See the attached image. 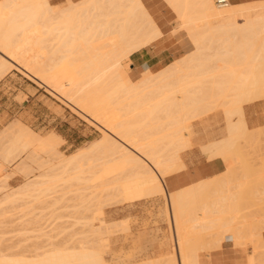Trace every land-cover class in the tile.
Wrapping results in <instances>:
<instances>
[{"label":"bare ground","instance_id":"1","mask_svg":"<svg viewBox=\"0 0 264 264\" xmlns=\"http://www.w3.org/2000/svg\"><path fill=\"white\" fill-rule=\"evenodd\" d=\"M167 1L181 21L175 34L185 31L194 51L180 59L178 66L174 63L156 74L144 71L138 82L130 81L124 62L131 54L143 46L147 47L161 36L141 0H67L64 8L53 7L49 0H3L0 3V49L9 55L8 57L0 51V76L9 70L5 69L6 64H12L11 66L28 74L31 72V75H37V78L34 75L33 78H41L39 81L54 87L61 98L67 99L101 124L108 131L103 138V143L108 146L101 147L103 139L101 143L98 142L100 148L95 143L93 146L98 151L104 148L101 155L106 157L99 155L101 159H97L98 156H92L94 159L91 160L90 155L87 158L89 163L85 160L87 167L83 166L87 171L81 168L83 163L76 165L80 168L71 170L78 173L82 169L84 173H88L87 177L80 170L79 174H72V180L80 178L78 182L88 183V186L100 189V192L117 191V196L130 205L151 196L153 198L155 195L166 194L167 188L162 176L166 177V173H171L169 168L174 166L172 163L180 156V150H186L188 146L190 148L186 135L189 125L177 120V115L185 113L184 116H188L191 111L205 115L209 111L213 113V110L224 108L227 114L225 116L229 117L226 119L229 121L227 125L230 132L229 139L226 140L236 142L246 131L241 125H236L240 122H233L234 117H242L243 105L262 98L264 94V87L257 86L264 79V71H260L264 69V2L239 7L228 4L221 8L216 7L213 0ZM210 20L219 23L213 25L208 22ZM37 48H40L38 54ZM207 61L218 65L217 69H226L225 72L212 74L210 77L214 81L211 84L201 79L208 74L203 71L205 67H202ZM61 63H64L63 66H60ZM190 64L194 66H189ZM194 80L199 86L197 94L192 88ZM161 112H167L169 118L166 120L171 121H156L155 118ZM164 119L165 117L160 120ZM19 124L21 123H12L9 126L13 125L8 131L14 132L15 136L10 147L0 152L3 159V163H0V192L7 190L4 187L7 186L5 184L10 174H6V165L16 163L21 155L29 152L27 158L32 162L38 154L29 150L36 142L40 143L38 148L42 152L46 148L52 151L57 145L55 137L41 140ZM224 143L226 147L233 146L232 143ZM222 146L218 144L220 150L209 146L215 151L211 152L210 149V153L214 154L211 156L214 158L222 155L232 172L234 151L226 148L225 151V146ZM95 147L91 146V149ZM79 155L74 157L76 161L84 157V154L81 157ZM23 161L16 166L17 172L20 170L23 173L32 168H26L29 163L27 160ZM181 169H184V164ZM29 171L32 176L34 170ZM30 172H26V175L23 173L24 177ZM28 177L26 178L30 179ZM43 177L40 175L37 180H29L22 188L4 195L0 204H15L22 197L50 192L52 186L49 187V182L64 179L58 175L56 179H46L47 183L40 181ZM185 193V190H181L166 194L167 197L165 195L167 205L172 210L175 241L178 242L182 255L179 264H199V243L203 241L204 244L206 239H210L207 240L208 243L205 242L207 245L218 246L227 234L235 236L237 243L241 244V240L246 239L245 235L251 237V242L256 243L255 257H251L253 259L249 260L250 264H261L257 251L260 252L258 248L261 249L263 255L264 248L260 245L263 231L253 225H241L240 222L247 220L235 213L232 205L225 207L220 213V224L217 226H205L202 231H186L185 226H180L189 200L185 198L191 197H184ZM99 211L101 215L105 214L102 210ZM106 220L101 216L85 222L90 229L89 233L94 237L93 241L95 240L91 241L90 247L84 241L78 248L71 250L53 248L36 255L39 257L36 260H26V256H21L20 259L18 255L17 258L12 256V259L3 254L0 264H109L105 253L108 254L111 232ZM165 264L175 263L169 261Z\"/></svg>","mask_w":264,"mask_h":264},{"label":"rangeland","instance_id":"2","mask_svg":"<svg viewBox=\"0 0 264 264\" xmlns=\"http://www.w3.org/2000/svg\"><path fill=\"white\" fill-rule=\"evenodd\" d=\"M49 3L55 8H64L67 6L66 1L64 4L59 6H56L55 0H49ZM213 3L215 4V1H213ZM215 6L218 7L216 4ZM178 21L179 23L177 24L176 30H178L181 26V21L179 19ZM210 21L208 22L211 24L213 23V25L219 23V21ZM36 50V54L40 53V48H37ZM0 51L9 57V55L3 50L0 49ZM203 57L208 58L207 55H203ZM39 61L42 62L41 59ZM126 62L127 60L125 63ZM176 63V66H178L179 62ZM63 64L64 63H61L60 66H63ZM11 65L12 64H6L7 68L5 69L8 70L14 68ZM8 66L11 68H8ZM125 66L128 72V63H126ZM189 66L194 65L190 64ZM202 67H205V70L203 71L208 72L207 75L201 77V79L207 84H211L214 81V79L210 77L212 74L226 71V69L223 68L217 69L219 66L212 61L205 62ZM221 67L224 66L222 65ZM17 70L28 79H30L29 76H35L37 78V75L33 74V76L31 75V72L28 74L20 68ZM260 71H264V69H260ZM36 78L34 79L37 80ZM140 78L137 81H132L129 75L131 82H138ZM38 79L40 80L41 78L38 77ZM39 80H37V82L45 86H41L36 81L32 80V82H34V86L17 88V94L12 98L11 102L0 103V152H3L10 147L11 140L14 138L15 133L8 131V128L12 123L14 125V123L18 124V122L21 123L19 124L20 126L23 125V128L26 127L27 131H31L34 133H31L32 135H37L38 138H41V140H45L50 136L55 137L57 139V145L52 151L50 149L47 150L48 148H46L43 149L46 151L42 152V149L39 150L38 148L40 147V143L36 142L33 144L34 147L31 146L32 148L29 150H33L36 152V154H38L36 155L37 157L34 155V158H36L33 159L32 162L28 161L27 158L28 154L30 153L29 152L28 154L25 153V155H21V157L18 158L19 162L17 161L14 164L12 163V165H6V174H10V176L7 179V183L5 184L7 186L4 187L7 188V190L5 189L0 192V199H3V196L9 194L10 192L19 189L20 187L22 188L24 184L29 182V180L30 182L31 180H37V177L40 175L44 176L42 180L40 178V181H46L47 183L50 181V179L52 180V178L56 179L58 175L64 179L61 181L58 179V181L53 183L49 182V187L52 186V191L50 192L45 191L42 193H35L34 196L29 195L27 197H22V199L20 198V200H17L15 204H0V257L3 258L2 255L4 254L5 256L7 254L9 258L18 255V258L20 257V259L26 256L24 258L26 260L28 258L29 260H36L39 258L38 254L47 252V250H53V248H65L71 250L72 248H78L80 246L79 244L84 241L86 244L89 243L87 246H92L91 244L95 240L93 241L92 238L94 237H92V235L89 233L90 229L85 225V222L88 223L87 221L91 220V218L103 216L107 219L106 221L111 232L109 234L110 246L108 244L110 248L108 247V254L105 253V258L109 264H145L144 262H146V264H165L163 261L164 259L166 260L172 258L162 257L160 260L152 261L153 263H148L147 259L149 257L146 256L145 249L147 245H152L154 243L153 241H155L157 244H164V242L170 240L172 243V248L174 247V242L176 240L175 230L169 232L162 231V227L160 226L163 223H168L169 226L171 223H173V221H171V217L169 216L170 207L167 205L168 202H166V194L155 195L153 198L151 196L148 199L146 198V200H142L138 204L130 205L123 202L120 196H117V191L100 192V189H93L91 185L88 186V183L78 182L80 178L79 180L77 179L78 181L76 180V177L74 178L75 180H72V174H79L80 170L82 169H78V173H76L75 170V173L71 170L79 167H76V165H80L81 163L83 164L80 166L84 169L83 166L86 164L85 160L87 161V158L90 155L91 160L94 159L92 156H98L96 157L97 159H101L100 157H106L101 155V153L104 151V148H101L103 149L102 151H98V148L96 147L99 143H101L102 139L105 138V134L108 131L105 130L101 124L97 123L88 115L83 113V111H81L73 103L67 99H64L63 97L61 98V96L55 92L54 87ZM62 82H65V80ZM196 82L197 81L194 82L192 88L193 90L195 89L194 92L197 94L196 91H198L199 86L195 84ZM185 86L187 88V85ZM257 86L264 87V79L261 80ZM262 98H264V94ZM193 109L195 110V108H192V110ZM163 113L164 112H161L157 115L158 117L155 118L156 121H171V119L166 120V118H169L168 113ZM190 113H188V116L187 114L184 116L185 113H181L179 116L177 115V120L185 121V123L189 125L186 135L189 138L190 148L188 146L186 150H180V154L183 152L182 158H184L186 151H191L192 149H198L199 152L205 154L208 159L213 158L210 154H208V152H206L204 145H206L205 143L207 138H209L206 136L214 133L215 130L220 128L223 123H227V116H225L226 114L224 108H220L216 111L213 110V113L209 111V113L207 112L205 115L195 114L194 111H191ZM164 117V120H160ZM202 134H204L205 137H202ZM103 142L104 139L102 141L103 145H98L99 148L100 146L105 148L108 146V144L105 145ZM94 143L96 144V147L93 146ZM91 146L93 148L95 147V149H91ZM90 149L91 151L93 150L92 153H90ZM85 153L90 154L87 155ZM79 154H84V157L82 156V158H78L76 161L74 157H78L77 155ZM99 155L101 156L99 157ZM221 156L219 155V157ZM215 157L216 156H214V158ZM22 160H24L23 162L26 160L28 161H26L29 163H26L28 165L26 168L32 167L26 172H30L29 170L33 169L35 171H33V175L36 178L33 175L31 176L32 172L29 173V177V174L27 173L26 177L30 178L27 179L24 177L26 172L22 170L25 174L23 175L22 172H19L20 170L18 172L15 170L17 168L16 166H18ZM235 160H238V158H235ZM174 162L172 163L174 166H171L172 169L169 168L172 170L171 173L168 172V169L166 177L162 176V179L164 178L163 183L165 186V180L168 176L183 170L181 169V166L183 165L181 156H178ZM0 163H3L1 156ZM235 164L236 163H233L232 166H238ZM86 167L87 166H85V168ZM85 170L86 169H84V171ZM84 171L82 173H84ZM253 173H255L254 175L256 176H259L261 172L257 170L256 172L253 171ZM84 175L87 177L88 173L86 172ZM49 176H52V178L50 177L49 179ZM81 176L82 175H80V177ZM85 176H82V178ZM46 179L49 180L47 181ZM248 179H245V177L242 178V180ZM243 183L245 186L248 185V182ZM232 184L233 181L225 184L221 183L216 189L218 190L219 188H225L228 185L233 186ZM239 185L240 183L234 187H238ZM47 186H45V188ZM166 188L167 190L169 189L167 186ZM167 206L169 207V211L167 210ZM99 210H102V213L105 214L101 215ZM205 216L206 215H204V218ZM246 217L248 216L246 215ZM255 217L256 216L252 217V219H255ZM257 218L259 220H264L260 219V216H257ZM179 225L183 227L185 226L184 214L181 217ZM152 226L157 228V230H148L149 228H153ZM189 227H191V225ZM207 240L208 239L204 241V244L206 246H212V244L207 245L210 239L208 241ZM202 242L199 243L200 246L204 245ZM214 246L217 245L215 244ZM258 250L261 252L260 254V252L257 251L258 255H260L258 256L260 259L262 256V250L259 248ZM175 256L173 257L172 262L179 264ZM15 258H17V256ZM263 261L261 258L260 263L264 264Z\"/></svg>","mask_w":264,"mask_h":264},{"label":"crops","instance_id":"3","mask_svg":"<svg viewBox=\"0 0 264 264\" xmlns=\"http://www.w3.org/2000/svg\"><path fill=\"white\" fill-rule=\"evenodd\" d=\"M2 1L0 0V3ZM65 1L67 2V0H55L56 6L64 4ZM71 1L79 2L81 0ZM228 2L233 6H252L258 5V3L261 4L264 0H228ZM141 3L158 28L161 36L158 39L156 38L147 47L145 46L144 48L143 46L131 54L129 60H127L128 73L132 81H137L146 70L155 74L161 72L194 51V47L185 31L181 30L178 34H175L177 24L179 23L178 16L167 0H141ZM126 63L124 62V64ZM13 67L3 77L0 76V103L11 102L12 98L17 94V88L34 86L32 80L37 82L31 76L29 77L32 80L24 77L18 72L15 66ZM37 83L39 84V82ZM39 85L45 86L42 84ZM242 112V117H234L233 122L235 124L240 122V124L236 125H241L242 129L246 132L242 133L243 135L241 134L236 142H231L232 145L235 142V145H228V147L230 146L228 148L224 143L231 144L226 140L229 139L230 135L226 122L220 128H217L214 133L206 136L209 138H207L206 145H204L206 152L214 155L210 153V149L212 150L213 148L216 150L218 144L222 146L224 143L222 146H225L224 149L226 148L230 151L233 149V163H236L235 165L238 166H232L233 170L230 172L227 163L221 157L208 159L198 149H192L191 151H186L184 158H182V152L180 156L184 164V169L166 178L165 184L169 187L166 194L170 195L171 192L185 190L184 197L186 195L191 196L190 198H185L186 200L189 199L184 212L186 231H202L205 226L219 225L218 217H220V213L225 207L232 205L235 213H238L247 220L240 222L241 225H253L263 231L261 238L263 240L260 242V245L264 248V220L257 218V216H260V219H264V98L244 104ZM227 118L229 119L228 116ZM227 122L229 123V121ZM202 137H205V135L202 134ZM212 144H217V146H213ZM209 146L212 148H209ZM217 149L220 150V147H217ZM211 152L215 151L212 150ZM235 158H238V160H235ZM257 170L261 172L259 176L253 173V171L256 172ZM244 177L245 179H249L242 180ZM232 181L233 186L228 185L225 188L216 189L221 183L225 184ZM243 182H248V185L245 186ZM239 183L240 185L238 187H234ZM204 215L207 217L205 216L204 218ZM253 215L256 216L255 219H252L254 217ZM170 217L172 221L171 208ZM173 224L171 223L169 226L168 223H163L160 225L162 227L161 230L166 232L174 231L175 225L173 226ZM190 225L191 227H189ZM152 227L148 230H157L154 226ZM243 235L241 236L243 237ZM245 238H249V240ZM236 239L235 236L227 234L218 246H200L197 254L199 264H250L249 260L253 259L251 257H255L254 247L256 242H251L253 239L248 237V235L247 237L245 235V240H241L243 242L242 244L237 243ZM153 242L152 245H147L145 249L146 256L149 257L147 259L148 263H153L152 261L160 260L162 257L172 258L164 259V263L172 262L175 254L176 260L178 262L181 261L182 255L180 254L177 241L174 242L173 248L170 240L164 242V244ZM263 255L261 256L262 261L264 260Z\"/></svg>","mask_w":264,"mask_h":264},{"label":"built area","instance_id":"4","mask_svg":"<svg viewBox=\"0 0 264 264\" xmlns=\"http://www.w3.org/2000/svg\"><path fill=\"white\" fill-rule=\"evenodd\" d=\"M215 4L218 7L223 8V7H226L229 4V2H228V0H215Z\"/></svg>","mask_w":264,"mask_h":264}]
</instances>
